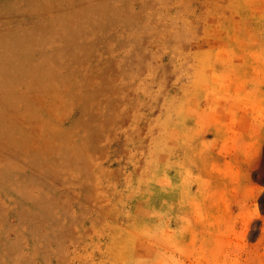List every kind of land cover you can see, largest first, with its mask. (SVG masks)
I'll return each mask as SVG.
<instances>
[{
    "label": "rangeland",
    "instance_id": "rangeland-1",
    "mask_svg": "<svg viewBox=\"0 0 264 264\" xmlns=\"http://www.w3.org/2000/svg\"><path fill=\"white\" fill-rule=\"evenodd\" d=\"M0 264H264V0H0Z\"/></svg>",
    "mask_w": 264,
    "mask_h": 264
}]
</instances>
